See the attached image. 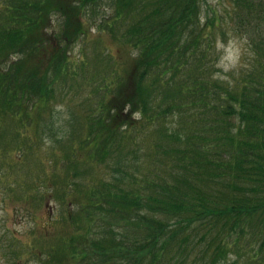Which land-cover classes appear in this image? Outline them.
Instances as JSON below:
<instances>
[{
	"label": "trees",
	"instance_id": "trees-1",
	"mask_svg": "<svg viewBox=\"0 0 264 264\" xmlns=\"http://www.w3.org/2000/svg\"><path fill=\"white\" fill-rule=\"evenodd\" d=\"M97 1L0 0V178L12 155L23 175L0 187V210L35 222L27 247L15 227L0 240L36 264H264V0H225V27L202 0H111L94 24L132 58L62 132L54 94L82 77L70 48ZM230 25L252 58L222 79Z\"/></svg>",
	"mask_w": 264,
	"mask_h": 264
},
{
	"label": "rangeland",
	"instance_id": "rangeland-1",
	"mask_svg": "<svg viewBox=\"0 0 264 264\" xmlns=\"http://www.w3.org/2000/svg\"><path fill=\"white\" fill-rule=\"evenodd\" d=\"M110 1L111 0H98L92 5L91 9L93 13L86 15L90 20L84 25L86 33L79 35L75 41L76 43H73L72 48L70 49L69 56L71 61L73 63L82 64L84 69L82 71V77H79V80L72 89L65 88L63 95L54 94L55 100L53 103L52 118L55 120L58 130L62 132L69 128L68 124L72 118V114L75 116L78 115V117L87 114V111L84 108L88 107V100L98 98L103 91H96L98 86L105 83L103 79L113 82L117 72L122 71L123 66L132 58L130 46H121L117 40L110 36L103 24V27L99 29H97L94 24L93 20L95 19V15L97 16L95 22L99 23L109 14L111 11ZM225 5V0H202L201 2L203 14L206 12L212 16L215 13L214 10L219 12V18L221 21L219 26L222 27H225L222 24L228 19L225 13ZM86 17L82 19L84 20ZM59 19V16H54V22L56 23L55 28H57L56 25ZM219 33H224V36H221L220 34L217 36V50L219 52V62L217 65L221 67L220 70L222 71H215V75L220 76L222 79H228L230 76H228V74L231 72L239 73L241 70L248 68L252 58V51L249 46V40L246 35L242 33V29L230 25L229 28ZM237 50L239 51V60L237 63L233 64L232 61L237 54ZM78 120L83 119L79 118ZM39 148L40 158L43 160L48 159L49 151L45 141L39 144ZM15 157L16 156L12 155L11 157L6 158V161L10 162L6 167H2L4 170V176L0 178V187L7 185L13 175H18L23 178V175H20L21 170H19V164L15 165V163L12 162L19 160ZM46 162L47 161H45V163ZM96 173H100V170L97 169ZM24 178L34 182V180H32L33 177L31 176H26ZM53 207L54 206L51 202H46L44 207H40V216L37 218V222H44L45 216L43 213L50 217V215H52L50 210H52ZM2 213L3 211L0 210V236L4 234L5 229L12 230L13 227H15L19 232L17 233V236L22 243L21 245L27 247L26 244L31 242V236L26 231L30 230L34 225V218L28 220L26 214L21 215L20 223L13 225L11 224L12 222L6 220ZM46 229L47 232L53 231L54 233L65 231L64 228L60 230L59 226H49ZM0 245L3 247V249L0 247V264H3L5 261L3 252L10 251V249L19 251L18 255L21 260H19L17 264H36V261L38 260L37 258V260L34 261V258L26 253V250H23L19 245L14 244L13 241L11 246H9L10 244L7 243L6 240H0Z\"/></svg>",
	"mask_w": 264,
	"mask_h": 264
},
{
	"label": "clouds",
	"instance_id": "clouds-1",
	"mask_svg": "<svg viewBox=\"0 0 264 264\" xmlns=\"http://www.w3.org/2000/svg\"><path fill=\"white\" fill-rule=\"evenodd\" d=\"M238 60H239V51L237 50V54H236L235 58L233 59L232 63L235 64L238 62Z\"/></svg>",
	"mask_w": 264,
	"mask_h": 264
}]
</instances>
